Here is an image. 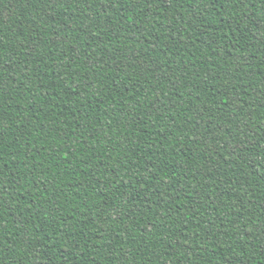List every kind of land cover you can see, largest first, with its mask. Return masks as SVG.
I'll return each instance as SVG.
<instances>
[{
	"label": "trees",
	"instance_id": "obj_1",
	"mask_svg": "<svg viewBox=\"0 0 264 264\" xmlns=\"http://www.w3.org/2000/svg\"><path fill=\"white\" fill-rule=\"evenodd\" d=\"M0 264H264V0H0Z\"/></svg>",
	"mask_w": 264,
	"mask_h": 264
}]
</instances>
